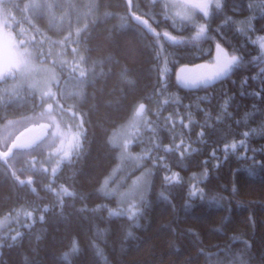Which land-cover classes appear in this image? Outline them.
I'll return each instance as SVG.
<instances>
[{"label":"trees","instance_id":"1","mask_svg":"<svg viewBox=\"0 0 264 264\" xmlns=\"http://www.w3.org/2000/svg\"><path fill=\"white\" fill-rule=\"evenodd\" d=\"M0 6L60 78L55 98L0 81V132L12 121L47 126L34 145L0 157V220L12 219L0 264H264V0H224L199 39L161 0ZM217 44L237 57L231 70L185 87L181 68L214 61ZM140 105L131 151L152 177L129 218L111 214L116 198L101 188L121 158L111 137ZM53 120L81 128L67 162L47 142Z\"/></svg>","mask_w":264,"mask_h":264},{"label":"rangeland","instance_id":"2","mask_svg":"<svg viewBox=\"0 0 264 264\" xmlns=\"http://www.w3.org/2000/svg\"><path fill=\"white\" fill-rule=\"evenodd\" d=\"M161 1L165 3L168 16L180 23L194 24L197 28L196 35L200 26H203L205 31L200 37L202 38L206 34L207 22L213 11L221 8L224 0H202L209 4L207 16L199 9L177 7L185 0ZM217 3H219V7H216ZM8 24H10V20L0 6V81L8 82L7 88L10 93H19L23 89H29L40 93L44 98H55L60 80L59 72L55 68V61L46 57L43 52L39 53L28 46L27 42L34 40L33 37L24 36L23 39L15 37L8 28ZM214 62L215 59L205 65H211ZM137 110H135L131 121L124 127H120L115 136L111 137L112 144L117 146L121 152V158L101 188L103 195L116 198L117 208L113 209L111 214L124 215L129 218L130 206L135 205L132 211L136 212L140 204L147 199L152 177V170L144 167V161L140 156L131 151L136 139L140 136L146 118V109L140 118L136 115ZM58 121L60 120L58 119ZM57 123V121L51 123L52 128L47 142L51 144L55 141L54 145L52 144L54 146L52 150L58 151L56 155L62 161L67 162L81 144V128L79 125L76 126L71 134L67 131L66 124L63 128L61 124ZM24 128L26 127L13 121L5 126V129L0 132V152L4 153L9 147V142L23 132ZM138 177L141 178L139 183H137ZM11 223L12 219L10 218L0 220V232Z\"/></svg>","mask_w":264,"mask_h":264},{"label":"snow or ice","instance_id":"3","mask_svg":"<svg viewBox=\"0 0 264 264\" xmlns=\"http://www.w3.org/2000/svg\"><path fill=\"white\" fill-rule=\"evenodd\" d=\"M217 3L216 7H219ZM181 9H199L204 13L205 16L208 15L209 4L207 2H196V0H185L184 3L177 5ZM180 15V13H177ZM152 29H150L151 31ZM205 29L200 26L196 37L194 39H199L204 33ZM164 36L173 43L178 42L175 37L170 36L168 33H164ZM261 47L264 48V40H261ZM237 57L235 55L229 56V54L219 45H216L215 62L211 65H198L195 68H181L180 72L177 74V79L180 80L185 87H198L200 85H208L215 80L221 79L226 76L231 70L232 66L236 63ZM144 106L140 105L137 110V117L143 116ZM138 159V158H137ZM165 179L176 180V174H173L171 178L166 177ZM141 180L140 177L137 178V183ZM195 195V190L192 193ZM135 205L130 206L129 215L130 218L135 215L132 209Z\"/></svg>","mask_w":264,"mask_h":264},{"label":"water","instance_id":"4","mask_svg":"<svg viewBox=\"0 0 264 264\" xmlns=\"http://www.w3.org/2000/svg\"><path fill=\"white\" fill-rule=\"evenodd\" d=\"M198 2V1H196ZM192 69V68H188ZM47 129L46 125L30 127L25 129L19 135L16 136L13 143L9 146V149L6 153L0 152V157L2 160H5L7 157H10L14 151L20 150L23 147L27 148L31 145H34L39 139H41L45 134Z\"/></svg>","mask_w":264,"mask_h":264}]
</instances>
